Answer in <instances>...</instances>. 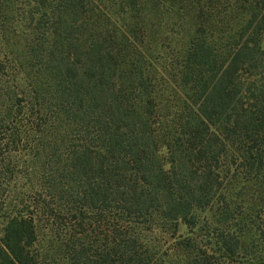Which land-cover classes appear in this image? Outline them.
Wrapping results in <instances>:
<instances>
[{
  "label": "trees",
  "instance_id": "trees-1",
  "mask_svg": "<svg viewBox=\"0 0 264 264\" xmlns=\"http://www.w3.org/2000/svg\"><path fill=\"white\" fill-rule=\"evenodd\" d=\"M0 264H264V0H0Z\"/></svg>",
  "mask_w": 264,
  "mask_h": 264
}]
</instances>
